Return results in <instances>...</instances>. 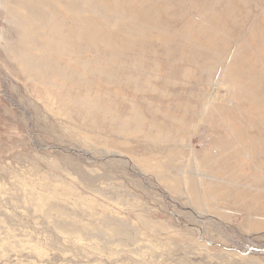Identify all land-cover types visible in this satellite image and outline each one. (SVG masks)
Segmentation results:
<instances>
[{
	"label": "rangeland",
	"instance_id": "obj_1",
	"mask_svg": "<svg viewBox=\"0 0 264 264\" xmlns=\"http://www.w3.org/2000/svg\"><path fill=\"white\" fill-rule=\"evenodd\" d=\"M263 166L264 0H0V264H264Z\"/></svg>",
	"mask_w": 264,
	"mask_h": 264
},
{
	"label": "bare ground",
	"instance_id": "obj_2",
	"mask_svg": "<svg viewBox=\"0 0 264 264\" xmlns=\"http://www.w3.org/2000/svg\"><path fill=\"white\" fill-rule=\"evenodd\" d=\"M50 4V3H49ZM43 6V5H42ZM41 7V6H40ZM50 8H52V7H50ZM58 17H59V15H58ZM55 18V17H54ZM50 21V20H49ZM61 23V22H60ZM54 29V28H53ZM52 29V30H53ZM51 30V29H50ZM55 31V30H54ZM59 31V30H58ZM61 31V30H60ZM56 32V31H55ZM57 39V38H56ZM60 39V38H59ZM63 40V39H62ZM52 45H53V43H52ZM43 61V60H42ZM264 167V166H263Z\"/></svg>",
	"mask_w": 264,
	"mask_h": 264
}]
</instances>
